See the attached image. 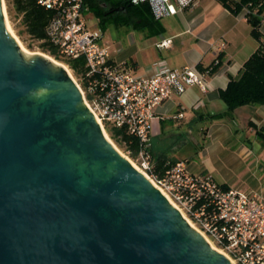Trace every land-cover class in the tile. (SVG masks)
I'll use <instances>...</instances> for the list:
<instances>
[{
  "label": "water",
  "instance_id": "water-1",
  "mask_svg": "<svg viewBox=\"0 0 264 264\" xmlns=\"http://www.w3.org/2000/svg\"><path fill=\"white\" fill-rule=\"evenodd\" d=\"M69 77L19 46L0 4V264H232L101 136Z\"/></svg>",
  "mask_w": 264,
  "mask_h": 264
},
{
  "label": "built area",
  "instance_id": "built-area-1",
  "mask_svg": "<svg viewBox=\"0 0 264 264\" xmlns=\"http://www.w3.org/2000/svg\"><path fill=\"white\" fill-rule=\"evenodd\" d=\"M131 1L148 3L153 17L159 19L195 0ZM36 2L53 12L46 31L58 53L84 66L77 76L65 64L103 133L111 139L108 127L113 126L137 139L136 164L212 249L232 264H264V192H244L209 174H193L182 160L162 175L155 170L150 133L154 110L175 91L181 93L193 84L204 90L203 71L189 65L174 68L157 60L149 72H130L114 60L102 32L88 25L84 0ZM169 41L162 39L157 46Z\"/></svg>",
  "mask_w": 264,
  "mask_h": 264
},
{
  "label": "crops",
  "instance_id": "crops-1",
  "mask_svg": "<svg viewBox=\"0 0 264 264\" xmlns=\"http://www.w3.org/2000/svg\"><path fill=\"white\" fill-rule=\"evenodd\" d=\"M157 20L155 31L142 29L143 38L136 49L144 55L142 59L129 53L125 60L115 52L111 53L114 60L137 74L151 71L157 60L174 68L200 64L206 88L190 85L156 106L152 118L158 120L159 127L151 137L153 162L158 156L182 160L193 174H209L244 192H264V141L256 133L264 126V104L240 105L232 116L202 118L226 110L219 90L225 88L231 76L239 75L242 64L257 48L245 10L235 14L217 0H195L182 11ZM162 39L170 41L166 46H157ZM132 43L136 44L134 38ZM216 57L220 62L209 73L207 69ZM170 141L189 144V154L166 153Z\"/></svg>",
  "mask_w": 264,
  "mask_h": 264
},
{
  "label": "trees",
  "instance_id": "trees-1",
  "mask_svg": "<svg viewBox=\"0 0 264 264\" xmlns=\"http://www.w3.org/2000/svg\"><path fill=\"white\" fill-rule=\"evenodd\" d=\"M232 13H239L245 10V16L251 27V34L257 39V48L249 55L242 64L237 77L231 76L225 88L219 90V97L225 102L224 112L209 113L202 118L218 119L224 115L232 116L233 110L244 104H264V31L261 25L264 24V0H217ZM110 3L112 10L106 11L101 4ZM86 12H92L99 23L104 25L109 19L119 20L122 23L131 24L134 27L154 26L158 28V20L151 13L150 6L146 2L133 3L131 0H84ZM114 6L121 9L115 11ZM9 13L14 12L15 17L20 18L21 29L18 33H26L30 38L36 40L40 50L53 56L59 61L68 64L79 76L84 72V66L78 59H69L60 55L56 47L51 43L47 35V25L53 15L51 10L45 9L37 4L36 0H7ZM219 59L213 61L207 69L210 73L214 71ZM197 68L201 71L204 68L200 64ZM111 139L131 158L135 159L138 151L137 139L126 133L122 128L108 127ZM257 135L264 141V126L256 131ZM176 161L167 160L160 156L155 158V170L162 175L164 170L172 166ZM225 185V184H224Z\"/></svg>",
  "mask_w": 264,
  "mask_h": 264
},
{
  "label": "rangeland",
  "instance_id": "rangeland-1",
  "mask_svg": "<svg viewBox=\"0 0 264 264\" xmlns=\"http://www.w3.org/2000/svg\"><path fill=\"white\" fill-rule=\"evenodd\" d=\"M112 1H114V0H112ZM3 2H4V8H5V11H6V17H7L8 21H9V24H10L12 30H13V33L16 35V37L29 50H31V51H41L40 47H39V44H38V42L36 40L30 38L29 35H27L26 33H22L21 35L18 33V30L21 29V24H20V21H19L20 18L19 17H15L13 11H11V13H9L8 8H7V0H3ZM1 9H2V7H1ZM2 13H3V10H2ZM87 17H88V25L90 27H93L94 29H97L98 31L102 32V40H103L104 44L108 46L110 52L111 53H115L116 52L118 57H120L122 59H125V60H127L126 57L129 56V53H136L135 56L136 57H141V59H142V57L144 55L141 54L138 50H136L137 47H138L137 45H138V43L140 41V38H143V36L141 35V34H143L142 31L143 30H147V32H148V30H150V31L151 30H153V31L156 30V28H154V26H151V25L142 26V27H134L131 24L122 23L119 20L115 21V20H112V19H109L108 21L105 22L104 25H102V24L99 23V20L97 19V17L92 12H88L87 13ZM3 18H4V14H3ZM4 21H5V18H4ZM5 24H6V22H5ZM10 33L15 38V36L13 35V33L11 31H10ZM133 38H134L136 44L132 43V39ZM41 52H43V51H41ZM44 53H46V52H44ZM60 62H62V61H60ZM62 63H64V62H62ZM61 67L67 73V75H69L68 72L66 71V68H64L63 66H61ZM154 119L155 118H152V120H151V126H150L151 136L153 134H155V128L159 127L158 120L154 121ZM173 140H176V139H173ZM111 141L115 144V142L112 139H111ZM152 144H153V141H152ZM115 145L122 153H124L134 163H136L135 160L133 158H131L128 154H126L123 151L122 148H120L117 144H115ZM172 145H174L175 147H173L172 149L167 148V147H170V146L172 147ZM166 149H167L166 153H170V154H172L174 156H182V155L189 154L190 147H189V144L185 145L182 142L174 144V143H172L170 141V142H167Z\"/></svg>",
  "mask_w": 264,
  "mask_h": 264
},
{
  "label": "bare ground",
  "instance_id": "bare-ground-1",
  "mask_svg": "<svg viewBox=\"0 0 264 264\" xmlns=\"http://www.w3.org/2000/svg\"><path fill=\"white\" fill-rule=\"evenodd\" d=\"M1 2H0V4H1V7H2V10H3V14H4V18H5V22H6V25H7V27H8V29L13 33V30H12V28H11V26H10V24H9V21H8V19H7V17H6V11H5V8H4V2H3V0H0ZM13 35L15 36V38H16V40H17V43L19 44V46L25 51V52H27V53H29V54H33V53H35V54H40V55H42V56H44V57H46V58H48L50 61H52L53 63H55V64H58V65H61V66H63L64 68H66L67 69V67H66V65L64 64V63H62V62H60V61H58V60H56L54 57H52V56H50L49 54H47V53H44V52H41V51H31V50H29L28 48H26L25 47V45L16 37V35L13 33ZM73 83H75L74 82V80H73ZM95 118V117H94ZM97 120V119H96ZM107 136V135H106ZM108 137V136H107ZM110 138L108 137V141L111 143V145L114 147V149L119 153V155L120 156H122L125 160H127V162L132 166V167H134L135 169H137V170H139L147 179H148V177L146 176V174L139 168V166L136 164V163H134L128 156H126L124 153H122L117 147H116V145L111 141V139L109 140ZM149 180V179H148ZM153 185H154V183L151 181V180H149ZM167 200L169 201V203L170 204H172L171 203V201L167 198Z\"/></svg>",
  "mask_w": 264,
  "mask_h": 264
},
{
  "label": "flooded vegetation",
  "instance_id": "flooded-vegetation-1",
  "mask_svg": "<svg viewBox=\"0 0 264 264\" xmlns=\"http://www.w3.org/2000/svg\"><path fill=\"white\" fill-rule=\"evenodd\" d=\"M101 6L106 10V11H110V10H112V6H111V4L110 3H107V2H103L102 4H101ZM114 8H115V11H118L119 9H121V7H119V6H114ZM68 68L66 69V71L68 72ZM73 80V79H72ZM75 84V83H74ZM76 85V84H75ZM81 102H82V104L85 106V107H87L86 105H85V103L83 102V99H82V96H81ZM88 108V107H87ZM100 130H101V128H100ZM91 135H92V137H95L96 136V131H95V129H92V131H91ZM101 136L104 138V139H106L107 141H108V137L103 133V131L101 130ZM110 140V139H109ZM109 142V141H108ZM111 144V143H110Z\"/></svg>",
  "mask_w": 264,
  "mask_h": 264
}]
</instances>
